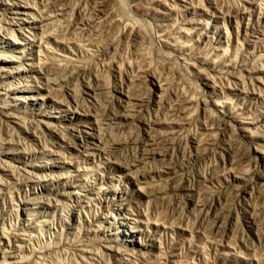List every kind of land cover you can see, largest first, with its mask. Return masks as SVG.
<instances>
[{"label": "rangeland", "instance_id": "obj_1", "mask_svg": "<svg viewBox=\"0 0 264 264\" xmlns=\"http://www.w3.org/2000/svg\"><path fill=\"white\" fill-rule=\"evenodd\" d=\"M19 1L29 33L0 37L23 71L0 73V264H264V0H167L164 22L60 0L50 36L33 27L54 0Z\"/></svg>", "mask_w": 264, "mask_h": 264}, {"label": "bare ground", "instance_id": "obj_2", "mask_svg": "<svg viewBox=\"0 0 264 264\" xmlns=\"http://www.w3.org/2000/svg\"><path fill=\"white\" fill-rule=\"evenodd\" d=\"M60 0H54L53 2H52V4H51V2H50V5L46 8V11H41L40 12V14H41V16H39L40 18H41V25L40 26H35V27H33V29H36V30H39V32H40V35L41 34H47L48 36H50L49 34H48V29L49 28H51L52 27V25L53 24H55V22L56 21H59V18L60 17H62L64 14H65V9H64V7H60L59 5H57V3H60L59 2ZM110 0H98L96 3H97V5L102 9L101 11H99V12H102L103 11V13H101V16H102V18L104 19V17H106V16H108V14H109V11H108V2H109ZM138 1V3H144V6L143 7H148L153 13H155L154 15H159V16H161V18H160V20H162L163 22L164 21H167V20H170V12H172L171 10L172 9H170V5L168 4V2H167V0H137ZM180 1V0H179ZM185 2L187 1V0H184ZM184 1H182V2H184ZM136 2V1H135ZM6 3V1H2L1 3H0V6L1 7H4V9L3 10H1L2 11V14H0L2 17H5L4 19H6L7 18V12H9L10 14H12V15H15V16H13L12 18L11 17H9V18H7L6 19V21H4V24L5 25H7L8 27L7 28H1L0 27V37H2V38H4V37H6V36H11V37H14V39H15V41H11L12 42V44H15V45H21L22 46V44L21 43H19V42H17L16 41V39L18 40V38L17 37H15L14 35H13V33H14V28L16 27V31L18 32V34L19 35H21V36H23L24 37V33L23 32H26V33H29L25 28H26V24H27V22H26V20H24L23 18H21L22 16H24V17H31L33 20H34V14H32L34 11V9L29 5L28 6V4H26V3H24V2H22V1H15V2H12L9 6L10 7H8V5H6L5 4ZM175 3H177L176 1H175ZM173 4H174V2H173ZM173 4H172V6H173ZM190 4V3H189ZM146 5V6H145ZM61 6H63L62 4H61ZM139 7V6H138ZM137 7V8H138ZM215 7V6H214ZM159 9V10H158ZM67 10V9H66ZM176 10V9H175ZM79 14V13H78ZM38 15V14H37ZM101 18V19H102ZM8 21H10V22H8ZM90 21V20H89ZM161 21V22H162ZM113 22V21H112ZM112 22H110V23H112ZM160 22V23H161ZM57 23V22H56ZM94 23V22H93ZM116 23V22H115ZM92 23H91V21H90V23L88 24V22L86 23V25L85 26H90ZM162 24H164V23H162ZM11 25V26H10ZM94 25V24H93ZM107 25V24H106ZM92 26V25H91ZM90 26V27H91ZM109 26V25H108ZM6 27V26H5ZM104 28V27H103ZM109 28V27H108ZM29 29V28H28ZM71 29V28H70ZM78 28H76V30H77ZM80 29V28H79ZM82 29V28H81ZM84 29V28H83ZM68 31V30H67ZM50 32H51V30H50ZM77 32H78V30H77ZM76 32V33H77ZM82 32V31H81ZM65 33V32H64ZM80 32H78L77 34H79ZM52 34V33H51ZM82 34V33H81ZM35 35V34H34ZM225 35L228 37L230 34H228V33H225ZM22 37V38H23ZM162 37H163V39H162V42L164 43V45L165 46H167V48H172L175 44H177V37L175 36V34H173L172 35V33L170 34V33H167V30L165 31L164 30V33L162 34ZM8 38V37H7ZM50 38H53V37H50ZM198 38H199V36H198ZM42 39V37L40 38V40ZM53 39H55V37L53 38ZM28 41H32V39L31 38H28L27 39ZM218 42H220V41H218ZM217 42V43H218ZM28 45H30L29 43H28ZM8 46H10V45H8ZM12 46V45H11ZM1 56V55H0ZM5 59V58H4ZM4 59H2V58H0V73H3L4 75H6V74H8V77H11L12 79H14V81L16 80L17 81V84H18V80L20 79L19 77H20V73L21 72H23V71H21L20 69H19V71H18V73L14 76V70H18L16 67L14 68L13 67V65H12V67L11 66H8V65H10V64H12V62H14V61H17L16 59H14L13 58V56H10V62H8V61H6V60H4ZM75 66V65H74ZM78 68V67H77ZM83 71V70H82ZM76 74H77V76H76V78H78L80 75H81V72H80V70L79 71H77V72H75ZM13 74V75H12ZM41 74V73H40ZM85 74V73H84ZM148 76H150V75H148ZM147 76V77H148ZM2 78H4V77H2L1 75H0V92H1V90H3V91H8V90H11V89H8V88H10V86H12V83H13V81H12V83H9V84H2V82H1V80H2ZM25 78H27V76L25 77ZM34 79V82L36 83V76L35 77H33ZM75 78V79H76ZM81 78V77H80ZM152 78V77H151ZM95 79V78H94ZM15 81V82H16ZM21 81V80H20ZM26 81V80H25ZM95 81V80H94ZM14 82V83H15ZM27 82V81H26ZM148 82L151 84V85H155V86H157V83H158V81L156 80V79H154V78H152L151 80H148ZM34 83V84H35ZM38 83H40V82H38ZM86 83V82H85ZM97 84V83H96ZM36 85H37V83H36ZM41 85V84H40ZM42 85H44V84H42ZM94 86H95V84H93ZM46 86V85H45ZM13 90V89H12ZM44 90H46V89H44ZM50 90V89H49ZM49 90H47L46 92H47V98H46V101H55L52 97H51V93H50V91ZM0 94H2V93H0ZM29 99H31V100H39V101H44V99L42 100V98H39V97H37V98H35V99H33V98H29ZM56 102V101H55ZM61 104V103H60ZM218 122H219V124H224V118L222 117V116H220L219 117V120H218ZM68 143V142H67ZM82 143V142H81ZM70 144V143H69ZM73 144H74V146H75V143L73 142ZM69 146V145H68ZM79 146V145H78ZM71 147V146H70ZM75 194H78V193H75ZM119 208V207H118ZM118 219H120V216H118L117 218H116V220H118ZM118 233H120L119 231H118Z\"/></svg>", "mask_w": 264, "mask_h": 264}]
</instances>
